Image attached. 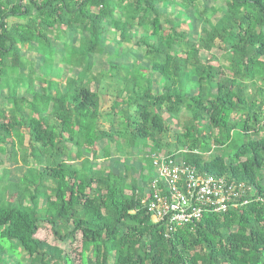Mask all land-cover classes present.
<instances>
[{
	"label": "trees",
	"instance_id": "obj_1",
	"mask_svg": "<svg viewBox=\"0 0 264 264\" xmlns=\"http://www.w3.org/2000/svg\"><path fill=\"white\" fill-rule=\"evenodd\" d=\"M176 5L202 19L198 37L177 24ZM110 29L141 56L124 65L111 55L109 68L96 70ZM68 32L77 44L56 49ZM24 52L77 72L64 86L42 78L37 87L36 62ZM174 127L176 144L166 146ZM112 143L120 153L138 149L149 172L112 170ZM7 153L27 167L19 181L8 166L0 177V252L16 248L18 264H73L37 237L46 223L59 240L81 234L82 264H264V202L172 230L146 203L155 154L264 196V0H0V165Z\"/></svg>",
	"mask_w": 264,
	"mask_h": 264
},
{
	"label": "rangeland",
	"instance_id": "obj_2",
	"mask_svg": "<svg viewBox=\"0 0 264 264\" xmlns=\"http://www.w3.org/2000/svg\"><path fill=\"white\" fill-rule=\"evenodd\" d=\"M180 1V0H179ZM208 4H217L221 5L222 0H208ZM169 9L173 10L178 16L179 14H182L180 12L181 6L176 5V7H169ZM182 17L177 18V24L181 23L182 29H185L188 31L189 35L191 37H198L202 31L204 22L202 19L198 17L196 12L189 11L182 14ZM14 21V20H12ZM16 21V20H15ZM185 24V25H183ZM113 31L110 29L106 37H104L103 40V46L105 47L106 53L101 55L94 56L92 62L95 66L96 70H99L100 68L108 69L109 68V60L111 55H115L117 59L115 60L119 64L124 65H131L133 61L138 59L141 56V51L137 48V46L134 43H124L119 44L116 39L113 38ZM70 40L71 42H75L77 44L79 37L78 35H73V33L68 32L67 35H65V38L61 42H57L55 45L56 49H60L63 47V43L65 40ZM23 55L27 57L28 59H32L36 62V73L34 77V85L39 87L42 85V78L46 79H56L61 80L62 85L64 86L66 84V79L68 76H70L73 71L76 73V70H71L70 66L61 62L58 58L53 64L51 65H44V55H47L45 52H24ZM203 57L206 59L208 56L207 53H202ZM146 64L147 61H144ZM104 86L108 87V81H104ZM91 88L93 90H98L99 85L94 82L91 84ZM109 88V87H108ZM27 86L23 85L19 88V94L20 95H27ZM155 89L160 90L161 85L159 84L158 80H156ZM113 90L109 88V94H107L103 98V108L109 109L110 105L112 103L113 98ZM7 90L3 91V96H6ZM4 106L1 105V108ZM6 107H10V104H7ZM169 119V118H168ZM169 121L173 123L170 119ZM174 124V123H173ZM172 124V125H173ZM176 128L169 132L164 137V143L166 146L174 147L176 144V135L174 131ZM26 144H28V138H26L25 141ZM165 146V148H166ZM103 143H99V151L101 158L96 160L95 163L97 165L102 164L101 159L103 156ZM111 158L108 159V166L111 167L112 170L115 172L124 170L125 166H129L132 168H141L142 166L145 168V173L147 174L149 172V167L146 165L145 162L139 160V156L142 155L141 152L138 151V149H134L133 153L125 154L120 153L117 151V147L115 143H112L111 145ZM30 151V150H29ZM88 157H92L91 153H87ZM4 162L0 165V177L3 175V169L5 166H8L11 170L10 172V179L12 181H19L24 177L26 174V165L23 164L21 161L14 162L9 160V153L3 155ZM78 164L81 163V160L77 161ZM37 237L45 239L51 244L59 246L61 249H63V256H68L71 259V262L73 264H82L81 258H80V249H81V234H78L77 239L74 241H71L70 239L67 240H59L56 238L55 234L53 233L51 229V225L49 223L43 224V226L40 228V230L37 233ZM10 247V245H8ZM17 252L18 250L14 248ZM20 250V249H19ZM15 251H10L9 249H4L2 252H0V256L3 259V264H18L19 261L22 259L19 258L16 255ZM60 264H65V262H60Z\"/></svg>",
	"mask_w": 264,
	"mask_h": 264
},
{
	"label": "built area",
	"instance_id": "obj_3",
	"mask_svg": "<svg viewBox=\"0 0 264 264\" xmlns=\"http://www.w3.org/2000/svg\"><path fill=\"white\" fill-rule=\"evenodd\" d=\"M154 156L146 203L152 220L165 223L169 230L195 222L207 212H226L252 200L264 202L253 186L227 176L204 175L185 160Z\"/></svg>",
	"mask_w": 264,
	"mask_h": 264
}]
</instances>
